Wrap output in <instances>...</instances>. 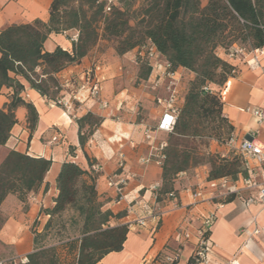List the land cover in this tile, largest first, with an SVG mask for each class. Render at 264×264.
<instances>
[{
	"label": "trees",
	"instance_id": "1",
	"mask_svg": "<svg viewBox=\"0 0 264 264\" xmlns=\"http://www.w3.org/2000/svg\"><path fill=\"white\" fill-rule=\"evenodd\" d=\"M205 1L202 5L201 0H116L107 5V0H51L47 22L35 20L0 31V92L3 88L12 90L9 103L0 109V146L5 145L17 122V108L26 110L29 131L37 122L32 104L20 97L23 86L19 78L40 97L58 106L64 88L56 75L79 64L99 41H113L117 56L135 51L136 61L143 64L139 66V76L144 80L151 73V63L145 56L149 47L169 65L170 71L183 70L193 75L163 150L155 202L159 205L167 194L175 193L177 175H187L201 166H209L207 182L225 178L234 183L247 178L235 154L226 160L201 153L188 143L208 137L222 139L223 135L227 143L234 136L212 86L223 87L236 72L220 57L221 53L226 57L232 47L247 51L264 47V0ZM70 31L76 35L70 51L60 47L52 52L44 50L50 35ZM94 66L89 70L91 74ZM72 82L77 85L76 80ZM75 120L82 149L102 120L89 113ZM84 128L87 133L81 134ZM92 165L89 163L90 169L83 170L73 162L62 163L55 179L57 195L53 206L43 210L47 221L42 231L66 212L74 215V225H80L77 236L66 243L68 264H98L106 255L122 250L128 232L126 225L111 226V221L120 215L102 210ZM50 167V160L10 151L0 163V205L6 197L13 196L25 209L29 194L37 193L41 187L43 193L47 191L44 178ZM233 199L229 197L225 204ZM173 255L156 258L154 263L167 264L165 258ZM21 259L15 264H63L54 248L37 246L36 238L32 253ZM5 260V264H14Z\"/></svg>",
	"mask_w": 264,
	"mask_h": 264
},
{
	"label": "crops",
	"instance_id": "2",
	"mask_svg": "<svg viewBox=\"0 0 264 264\" xmlns=\"http://www.w3.org/2000/svg\"><path fill=\"white\" fill-rule=\"evenodd\" d=\"M204 0L202 5H205ZM51 0H0V31L11 25H25L35 20L47 22ZM71 39L66 34L50 35L43 47L52 52L56 47L71 50ZM263 55L258 62L264 66ZM220 57L236 69L223 87L217 89L222 103V114L234 129L237 140L245 139L250 131H258L257 141L264 146V125L258 127L247 110L258 108L264 111V77L262 69L249 70L239 60ZM96 63V64H95ZM165 61L158 58L153 62L147 79L140 78L139 63L135 51L117 56L107 51L101 56L93 52L79 64L72 65L56 75L64 88V99L74 104L72 116L63 114L60 106L53 105L40 97L23 80L20 97L31 103L37 114V122L29 131L26 110H15L16 124L5 145L0 146V163L10 151L33 158L51 161V167L44 178L47 191L43 188L27 197L26 208L13 197L8 196L0 205L3 223L0 227V259H21L32 253L33 236L31 227L35 221L44 219L43 210L53 206L57 195L55 179L62 163L73 162L83 170H89V163L100 166L96 175L95 190L102 203V210L120 215L111 221V226L126 225L128 232L122 250L103 257L98 264H155L156 258L174 253L176 264H186L195 244L193 221L186 226L184 220L194 218L198 213H214L212 202L194 204L191 192L198 187H206L208 168L202 166L187 177H176L174 191L178 208L170 201L157 204L152 197L150 186L160 183L161 166L155 164L154 157L142 164L141 159L156 155L155 149L164 143L162 136L168 134L154 131L162 113L156 100L165 96L167 80L163 78ZM95 65V66H94ZM93 68V76L99 81L101 100L107 104L101 108L88 98L87 93L77 91L85 72ZM179 79H192L193 75L183 70L176 71ZM189 74V75H188ZM72 80H76L77 85ZM140 84H135L136 81ZM157 81V87L152 84ZM180 102L184 97V84L179 82ZM12 96V90L3 88L0 92V109L5 108ZM155 108V109H154ZM101 118V124L88 137L81 149L78 142L76 118L86 114ZM86 128L81 130L84 134ZM57 136L56 142L51 139ZM222 148L211 143L208 152H218ZM123 155L124 171L131 176L123 194L115 200L113 192L106 186V178L117 168V154ZM161 213L158 220H151V212ZM139 220L144 226L137 225ZM209 239L213 245L208 264H264V207L243 206L233 199L216 212L215 222Z\"/></svg>",
	"mask_w": 264,
	"mask_h": 264
},
{
	"label": "built area",
	"instance_id": "3",
	"mask_svg": "<svg viewBox=\"0 0 264 264\" xmlns=\"http://www.w3.org/2000/svg\"><path fill=\"white\" fill-rule=\"evenodd\" d=\"M115 1L116 0H107V3L113 4ZM72 40L75 41V37H73ZM262 55V48L247 51L244 48L232 47L226 54V58L228 60H239L249 70H256L261 68L258 59ZM145 56L150 61L151 67L153 62H157L159 58L153 47L146 49ZM261 69L264 77V66ZM161 76L165 78L167 82L164 88L165 96L156 100L157 106L161 109L162 115L154 131L169 135L173 131L177 111L181 106L178 87L179 77L176 72L170 71V67L167 63L163 65ZM157 85V81H155L152 84V89L155 90ZM204 90H206V88H204ZM77 91L87 93L88 98L101 108L107 107V104L101 100L99 81L93 76V72L92 74L90 71L84 73ZM58 106L62 108L63 114L66 116H72L71 114L75 111L74 104L71 101L65 100L64 97L59 100ZM247 112L253 118L258 127L264 125V111L258 108H252L247 110ZM257 135V130L250 131L245 139L239 141L235 136H232L226 143V146L240 158L243 169L248 173L247 178L239 179L234 183H230L227 179L221 178L216 181L207 182L206 187H198L191 192L194 204L199 201L212 202L214 213L209 215L198 213L195 218L191 216V218L184 220L186 226H190L193 221L198 224L195 228L194 248L186 264H208L209 255L213 248L209 239V233L215 222L216 212L223 208L225 201L229 197L232 196L234 199L239 200L245 207L250 205H260L264 207V146L258 143L256 139ZM56 141L57 136H54L51 139V142ZM165 147V142L159 144L155 149L156 155H150L146 159H141L140 162L142 164H147L154 157L155 164L161 166L162 161L164 160L163 150ZM116 157L117 168L115 172L106 178V186L113 192L115 200L122 196L123 190L131 178V176L124 171L123 155L118 153ZM91 170L93 173H98L100 171V166L93 164ZM158 188L159 184L150 186L154 201H156V191ZM165 201L172 202L175 209L179 207L177 195L173 192L167 194ZM160 215L161 213L157 212V214H155V211H152L150 218L151 220H158ZM137 225L140 227L144 226V221L139 220ZM9 260L14 264L18 261L15 258H10ZM5 261L6 260H0V264H5ZM20 261L23 263L25 259H21ZM165 262L167 264H176L178 262V256L174 254L173 256L166 257Z\"/></svg>",
	"mask_w": 264,
	"mask_h": 264
},
{
	"label": "rangeland",
	"instance_id": "4",
	"mask_svg": "<svg viewBox=\"0 0 264 264\" xmlns=\"http://www.w3.org/2000/svg\"><path fill=\"white\" fill-rule=\"evenodd\" d=\"M203 1L204 0H201V3H203ZM107 5H110V4L107 3ZM74 34L75 33L73 31L67 32L66 37L68 39H71V36H74ZM107 51H113L115 53L113 41H102L101 40L98 42L96 47H94L91 52H93L94 56H101L105 54ZM139 66H143V64L139 63ZM191 80L192 79L185 78L184 75L182 76V80L181 78L178 79V82L184 84V89H183L184 95L186 94L188 90V86ZM140 83L141 82L137 80L135 84H140ZM212 88H214V86H212ZM223 130L226 131V128L224 127ZM86 133H87V129L84 132V134ZM232 135L235 136L234 131L232 132ZM161 138H162V141H164L166 144L168 143L169 135L162 136ZM225 139H226L225 135L222 136V139H213L211 137L210 138L208 137V138H203V139H197L195 141H189L188 145L195 147L201 153L206 152L209 154H216L219 158L231 160L234 156V153L226 146ZM211 143L218 145L219 147L222 148V150L219 151V153L218 152H208L206 147H208V145ZM206 167L208 168V171H209V166L206 165ZM193 173L194 172H189V174H187V177L191 176ZM73 217L74 215L71 212H66L62 214L61 217L56 218L46 231H42L47 221V218L44 216V219H42L41 221H35L30 230L33 238H36L37 246H42L45 248H54L56 250V253L60 261L63 264L69 263V260L66 255V243L69 240H72L73 238L77 236L78 234L77 230L80 228V225L73 224ZM2 223H3V218L0 215V227ZM34 233L40 234V235L36 237Z\"/></svg>",
	"mask_w": 264,
	"mask_h": 264
}]
</instances>
